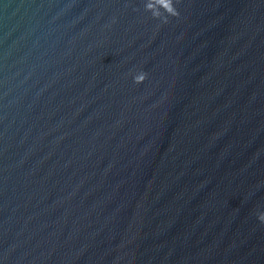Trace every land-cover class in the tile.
<instances>
[{
  "label": "water",
  "instance_id": "water-1",
  "mask_svg": "<svg viewBox=\"0 0 264 264\" xmlns=\"http://www.w3.org/2000/svg\"><path fill=\"white\" fill-rule=\"evenodd\" d=\"M150 2L0 0V264H264V0Z\"/></svg>",
  "mask_w": 264,
  "mask_h": 264
},
{
  "label": "clouds",
  "instance_id": "clouds-1",
  "mask_svg": "<svg viewBox=\"0 0 264 264\" xmlns=\"http://www.w3.org/2000/svg\"><path fill=\"white\" fill-rule=\"evenodd\" d=\"M159 6L163 7L162 5L159 4ZM164 8V7H163ZM146 9L148 11H151L154 14V17L160 18L161 13L158 10V5L156 3V0H152V2L148 3L146 6ZM165 9V8H164ZM169 14L172 15H178L175 7H174V2L171 0V7L169 9H165ZM147 78V74L144 72H140L134 76V81L137 84L143 83ZM259 219L261 221H264V213L260 214Z\"/></svg>",
  "mask_w": 264,
  "mask_h": 264
}]
</instances>
